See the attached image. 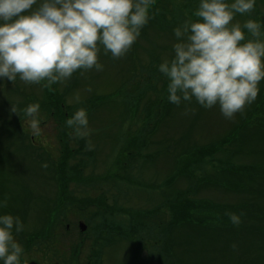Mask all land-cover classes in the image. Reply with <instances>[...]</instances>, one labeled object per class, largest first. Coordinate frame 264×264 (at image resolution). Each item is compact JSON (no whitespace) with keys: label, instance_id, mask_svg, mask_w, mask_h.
<instances>
[{"label":"rangeland","instance_id":"1","mask_svg":"<svg viewBox=\"0 0 264 264\" xmlns=\"http://www.w3.org/2000/svg\"><path fill=\"white\" fill-rule=\"evenodd\" d=\"M158 4L156 0L153 5L154 10L159 14L158 17L156 16L157 25L165 29V33L157 34L154 29L148 30L145 37H138L129 51L120 58L114 59L110 54H104L101 49L98 60L103 65L102 71L80 72L78 70L69 80L50 87L26 84L18 78L12 82L2 81L4 85H0V198L7 197L8 203L7 207L0 209V213L5 211L17 215L24 224V230L16 235V239L24 249L23 264H177V258L180 260L179 264H264V216H261L264 211H262L264 209V134L259 140L255 134L254 127L260 126L259 114L244 121L245 115L256 103L259 92L255 101L247 105L242 112L236 113L232 119H225L218 107L204 109L194 100L191 104L182 103L180 106L173 107L171 111L176 110V114L170 115L166 119L165 129L156 134L155 139H161V145L164 146L159 158L149 162L143 157L133 160L131 156L126 168L128 171L123 173L126 175L123 182L124 197L120 195L114 197L116 191L113 187H122V184L114 179L116 176L114 172L118 171L116 157L120 153V148L124 147L123 141L127 142L126 139L123 140V135L129 132L130 136L138 132L136 130H144L148 127L144 126L145 103L150 104L154 101L158 106L163 102L166 80L162 75L156 74L158 71L153 73L152 67L156 69V65L163 58L171 56V46L174 42L173 27L185 18L197 19L192 16V12L198 0H170L167 10H164L161 3ZM257 16L260 19L264 17V0H256L251 13L237 14L233 22L243 24L248 17L254 19ZM261 25L264 27V23ZM156 35L157 37L154 38ZM162 36L165 38H158ZM149 65H151V76L147 77V74H143L142 71ZM262 85L260 82L259 88ZM50 95L63 97L65 105L70 106L68 113L70 112L71 115L81 107L78 106L81 102L94 101L96 108L88 115V119L91 120L89 122L91 133L85 139L88 148L94 151V156L91 153L85 154L90 165V170L87 169L86 173L99 176L106 174L110 177L108 183L103 182L100 187H94L92 191L98 196L101 192H105V189L109 192L111 190L107 202L117 210L123 209V214L118 218L122 217L124 223L128 222L133 215H138L139 224L145 225L146 222L150 224L148 229L142 227L139 230L141 235H138L140 238L138 243L142 251L134 261L132 244L137 232L129 229L128 226L126 228L121 222L117 223L115 221L117 216L106 219L94 216L96 207H89L83 214L77 213L75 217L72 213L65 214L63 219L67 218V221H64L60 228L58 227L57 234L50 235L52 231H49L47 227L46 217H49L47 211L53 206V210L60 213L64 206L63 204L53 205L50 201L55 198L56 193H53L55 188L49 178L51 171L50 166H47L46 158L49 164L56 162L60 153V144L64 139L61 123L52 117L53 109L48 111L46 108L45 101ZM76 97H79V102L76 101ZM36 101L40 103V112L43 116L39 136L31 134L25 116L23 117L24 114L17 111L18 106ZM12 102L16 105H10ZM89 106L87 104L85 108ZM186 107L188 111H185ZM23 109L21 108L22 111ZM151 112L156 111L154 109ZM129 114L130 117L133 116L132 119L135 118L137 122L142 123H138L139 126H129L131 122L128 120ZM190 118H196L195 127L190 125ZM236 126H240L236 136L242 135L241 143L234 146V141L231 140L232 143L229 146L219 145L218 148L221 151L216 154L213 164L196 165L199 170L197 172L206 171V176H211L210 179H206L208 178L206 176L202 179L203 176L199 177L195 173L191 183L184 179H175L171 186L165 183L167 179H170V174L175 170L178 171L177 164L170 162L175 158L167 159L166 157L169 154L179 153V148L175 147V144L181 136L186 135L187 138L184 139H188L190 145L205 146L217 143L235 130ZM261 130L264 131V127ZM69 134L71 135L70 132ZM71 136L69 146L75 148L74 136ZM29 139H32L34 147L30 146ZM151 147L150 151L161 149L160 145L155 147L151 145ZM92 166L94 169L91 168ZM235 166L246 167V171L243 170L242 179H239L247 180V189L242 186L237 190L231 189L220 180L219 175H222L223 169L229 171ZM191 167L193 168V165ZM250 178L254 181L249 182ZM188 185H192V189L202 185L208 186L184 196L185 200L197 203V206L186 208L191 217L201 216L205 219L203 222L192 219L191 224L203 226L208 230V237L199 234L196 239L190 232L182 231L181 237L184 239L177 242L175 240L178 237L174 233L171 237L175 238V242L171 238L173 244L170 247H164L162 257L159 255L161 247L155 243L156 231L153 226L154 218L159 215V220L162 221L166 216L165 208L163 206L158 208L160 199L162 200L159 193L166 191L169 194L173 192L174 187L182 190ZM74 187L70 185L68 190ZM76 189L81 190L82 187L78 186ZM95 193H90V196L95 197ZM85 196L87 195L80 197ZM228 206L232 207L230 211L239 209L237 212L243 213L238 226H233L229 222L227 212L222 209ZM146 210L152 211L150 218L146 216L148 214ZM158 210L159 213L155 216L153 213ZM79 222L86 225L85 235L79 234L77 226ZM119 224H121L120 227ZM210 224H212L211 228L208 227ZM90 225L91 229H89ZM104 229L109 231L106 237L111 240H117L118 237L123 239L101 251L103 243L106 246L109 245V241L100 235ZM165 231L164 234H168L167 227ZM87 236L97 244L92 245L91 239ZM82 238L84 239L81 245L83 248L78 254ZM208 238L212 240V245L208 244ZM201 241L210 247H202L195 254H179L180 251L193 249L201 244ZM233 244L235 248L232 247ZM91 250H95L93 255ZM89 255L91 257L88 259Z\"/></svg>","mask_w":264,"mask_h":264},{"label":"clouds","instance_id":"2","mask_svg":"<svg viewBox=\"0 0 264 264\" xmlns=\"http://www.w3.org/2000/svg\"><path fill=\"white\" fill-rule=\"evenodd\" d=\"M155 2L0 0V85L18 78L50 87L78 70L102 71L101 49L114 59L124 56L152 18ZM255 4L256 0H198L192 12L197 19L185 18L173 27L171 56L156 65L166 80L169 103L180 106L194 100L204 109L218 107L225 119H232L255 101L264 80V32L258 19L233 22L237 14L251 13ZM23 111L31 134L39 136V101ZM65 125L77 139L90 136L84 107L66 118ZM7 203V197L0 198V209ZM226 215L238 226L243 213ZM23 230L19 216L0 213V264H23L24 249L16 239Z\"/></svg>","mask_w":264,"mask_h":264},{"label":"trees","instance_id":"3","mask_svg":"<svg viewBox=\"0 0 264 264\" xmlns=\"http://www.w3.org/2000/svg\"><path fill=\"white\" fill-rule=\"evenodd\" d=\"M157 1L159 4L161 3L163 5L162 7L165 8L164 10H167V7H168L167 4H168V1H170V0H168L167 2L162 1V0H157ZM156 5H157V3H156ZM154 8L155 7L152 6V10H153L152 18L149 20L148 24H146L141 29L139 37L144 38L145 33L148 30H153V29L157 31V34H160L161 32L165 33V29L163 30V28H161V26L157 25V17L159 16V14L156 12V10H154ZM157 9H158V6H157ZM163 15H164V13H163ZM248 19H249V17H248ZM254 19L260 20L261 24L264 23V17L260 19L259 16H257ZM261 31L264 32V27H261ZM156 37H157V35L154 38H156ZM163 37L165 38V36H162L161 38L158 37V38L162 39ZM156 42L157 41H155V43ZM150 66L151 65L146 66L148 71L146 68H144L145 70L142 68L143 74H147V77L151 76L150 75V70H151ZM152 69L155 71V72L153 71V73L157 72V69H155L154 67H152ZM156 74L159 75V73H156ZM8 84L9 83H7V85ZM262 84L263 85L260 88L259 96L256 99V103L251 108L252 110L248 111L247 115H245V117H244L245 118L244 121H245L246 119H249L251 116L259 114V117H260L259 125L260 126H258L259 128L254 127V129L256 131L255 134L257 135L258 140H259V138H261L262 134H264V131L261 130V128L264 127V80H262ZM11 91L14 92L13 89H11ZM163 91H164V96L162 98L163 102L160 103L158 106L156 105V102H154V101L153 102L151 101L150 104L145 103V105H144L145 110H146V112L144 113V120H145L144 126L147 125L148 127L144 128V130H142V129L136 130L138 132H134L133 135H130V136H129V132L128 133L125 132V134L127 133L126 136H125V134L123 135V140L126 139L127 142L124 143V141L123 140L122 141H123L124 147L126 146L127 148H125V149H124V147L120 148V153L116 157V161H115V163L118 167V171L114 172L116 175L114 177V179L116 180V182H120L122 184V187H119V188H117L115 186L113 187V190L116 191V193L114 194V197L119 196V195L124 197L123 195H124L125 190L123 189L124 188L123 182H124V177H126V175L123 173H124V171H128L126 168L129 165V161L131 160L130 159L131 156H133L132 157L133 160H135L136 158L143 157L145 159H148L149 162H153L159 158V156L161 154L160 151L164 148V146L161 145V143H162L161 139H155L156 134L158 131L165 129L164 127L167 123L166 119H168L170 117V115L176 114L175 113L176 110L171 111L173 107H176V105H173V104L168 102L167 93H166L165 89ZM9 93H11V92H9ZM47 99L48 100L45 101L46 102V108L48 111L50 109H53V111L51 112L52 117H55L57 119V122L59 121L61 123V125H60L62 127L61 133L63 134V138H64L63 142L60 144V153H58L56 162L53 161L49 164L48 160L46 158L47 166H50V171H51V175L49 178L53 184V188H55L53 193H56L55 198L54 199L52 198L50 201L53 205H59V204L64 205L63 208L60 210V213L53 210L54 209L53 206L50 207L49 210L47 211V212H49V217L48 218L46 217V219L48 220L47 227L49 228V231H52V232H50V235L57 234V232L59 231L58 227L60 228V225H62V223L64 221H67V220H65L67 218L63 219L65 214L72 213L75 217V215L77 216V213L83 214L86 210L89 209V207L91 205L95 204L98 207L97 208L98 209V212H97L98 217L106 219V218H109L112 216H115V218H116V216H117V220L115 219V221H117V223L121 222V223L125 224L126 228L128 226L129 229L137 232V233H135L136 237H135V240L133 241V244H132L133 248H134V258H133V261H134L135 259H137V257L140 255V252L142 251V247L138 243L140 240L138 235H141L139 230L142 227H145V229H148V226L150 224L148 222H146L145 225L139 224V222L137 221L138 215H133L131 218H129L128 222L124 223L122 217H120V219L118 218L120 215L123 214V209L120 210V208H118V210H117L116 208L109 205L107 202L108 196L111 195V190L107 188L108 190H110V192L105 189V192H101L98 196L96 195L95 192L92 191L94 187L95 188L100 187L103 182L108 183L110 181V177H108L106 174L99 176V175H94L93 173H89V174L86 173V170L89 169L90 165H88L89 161L86 160L85 154L91 153V155L94 156V151L88 148V146L86 145L85 139H77L74 137L73 142H74L75 148H71L69 146V142L71 141L72 136L69 134V132L71 133V131H69L70 129H68L65 125V120H66V118L71 116V113L70 112L68 113V111H70V109H69L70 106L67 107L65 105V100L63 99V97H52L50 95L47 97ZM92 101L88 100V101L81 102L78 106L85 108L87 106V104H89L90 106L86 108L87 113L89 115L96 108L94 101H93V103H91ZM13 103L14 102L10 103V105L15 106L16 104H13ZM26 105L27 104H25L24 106H22V105L18 106L17 111H20L24 114V112L21 110V108H25ZM66 107H67V109H66ZM154 109L156 112H151V110L154 111ZM257 111H259V113H257ZM178 112H179V110H178ZM24 116L25 115H23V117ZM132 117H130V114L128 115V120H131L130 124H128L129 126H139L138 123H142V122H137L135 120V118L132 119ZM195 119L196 118H190V120H191L190 125L191 126L195 127V123H196ZM88 121L90 122L91 120L88 119ZM126 122H127V120H126ZM238 129H240V126H236L235 130H232L227 136H225L224 138L217 141V143H214V144L210 143V144L205 145V146L190 145L188 143V139H184L186 137V135H184L183 137L181 136L178 139V142L175 144V147L179 148V153H177L175 155L169 154L166 157L167 159L175 158L174 160H171L170 162H174V165L177 164L176 168L178 169V171L175 170L174 173L170 174V179H167V181H165V183L167 182V185L171 186V185H173L172 182L175 181V179H178V180L184 179V181L191 183V180H193V176L196 175L195 173H197V175L199 177L203 176L202 179H205L204 176L207 175L206 171L202 170L201 172H197L199 170L196 167V165L199 166V164H202V165L203 164L209 165L211 163L213 164L214 159L216 158V154L220 153V151H221V149L218 148L219 145L220 146H224V145L229 146L232 143V141H234V146L237 145V143L238 144L241 143L243 140L242 135L236 136ZM141 131H143V132H141ZM9 133L11 134L12 132L10 131ZM170 139H168V140H170ZM164 141H167V140H164ZM151 145H153V147L160 145L161 149H159V150L156 149V151L155 150L150 151V149L152 148ZM30 146L34 147L33 143H31V141H30ZM191 165H193V168L191 167ZM235 167H236V169H235ZM235 167L233 169L231 168V170H229V171L223 169L221 171L222 175H219V178L221 177L220 180L222 182H224L231 189L237 190V188H239L241 186L244 189H247L248 188V186H246V184L248 183V182H246L247 180L244 181V180L239 179L242 177L243 170L246 171V169H245L246 167L245 168L239 167V166H235ZM91 168L94 169L93 166ZM228 176L232 177V178L231 179L226 178ZM206 177H208L206 179H210L211 176H206ZM252 181H254V180H252V178H250L249 182H252ZM95 184H98V185L94 186ZM70 185H74L75 186L74 189L68 190ZM78 186H81L82 189L77 190L76 187H78ZM204 188H208V186L202 185V186H197L194 189H192V185H188L182 190H180V189L177 190L174 187L173 192H170L169 194L166 191H162L161 193H159V196H160V198L162 197V200L160 199L158 208H160V206H163L166 210V212L164 213V215H166L164 217V219L162 221L159 220V215H158L156 218H154L155 222L153 225L154 229L156 231L155 243H158V247H161V252L159 254L160 256L163 257L162 254H163L164 247H170L173 244V242H175V241L179 242L180 240L184 239L181 237L183 232H186V233L190 232L191 234H193V237L196 239H197V237H199V236H197L199 234H201V236L208 237V230L203 228V226L191 224V222H190L192 219L200 221V222H203L205 220L201 216L191 217V214L186 209V208H188V206H197V203L192 201V200L190 201V200L184 199L185 195L188 196L193 191L198 192ZM174 192H176V193H174ZM90 193H95L94 196L95 195L96 196L92 197V196H90ZM106 194H107V196H106ZM84 195H87V196L80 197V196H84ZM28 198H30V196ZM182 200H185V201L181 202ZM231 208H232L231 206H228V207H225L222 209L225 210L226 212H236L239 214V212H237V211H239V209H236L235 211H230ZM159 210L153 214L156 216L157 213H159ZM263 210L264 209H262V211ZM3 212L6 213L5 211H3ZM145 212L148 213L146 216H148V218H150L149 215L152 213V211L149 212L146 210ZM261 216L262 217L264 216V211L261 213ZM147 223H148V225H147ZM120 225L121 224H119V227H120ZM211 226H212V224L208 225L209 228H211ZM166 227L168 228V234H166V233L164 234V232H166L165 231ZM154 233L155 232H153V234ZM174 233L178 237L176 240L174 237H171ZM100 235H102L103 239L109 241V245H107V246L104 245V243H103V247H101V251L103 250V248L105 249L106 247L111 246L112 244H114L118 241H122V239H123L122 237H118L117 240H111L110 238L106 237V235L107 236L109 235V231L107 229H104V231L101 232ZM210 237H212V236H210ZM171 238H172L173 242H171ZM208 240H209L208 244L212 245V243H213L212 240H210L209 238H208ZM96 244H97V242L93 243V245H96ZM202 247L209 248L210 246L205 245L204 242L201 241V244L195 246L193 249H186V250L180 251L179 254H195ZM94 251L95 250H93L92 255L94 254ZM196 258H198V257H196ZM166 261L168 263V260H166ZM179 263H180V260L177 258V264H179Z\"/></svg>","mask_w":264,"mask_h":264},{"label":"water","instance_id":"4","mask_svg":"<svg viewBox=\"0 0 264 264\" xmlns=\"http://www.w3.org/2000/svg\"><path fill=\"white\" fill-rule=\"evenodd\" d=\"M83 229V227H81Z\"/></svg>","mask_w":264,"mask_h":264}]
</instances>
